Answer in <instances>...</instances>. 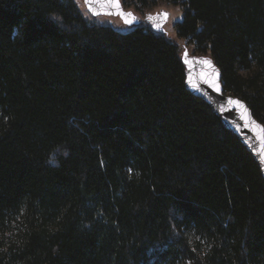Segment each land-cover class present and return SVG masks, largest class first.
<instances>
[{"label":"trees","instance_id":"obj_1","mask_svg":"<svg viewBox=\"0 0 264 264\" xmlns=\"http://www.w3.org/2000/svg\"><path fill=\"white\" fill-rule=\"evenodd\" d=\"M162 1L264 124V0ZM184 80L162 30L0 0V264H264L261 170Z\"/></svg>","mask_w":264,"mask_h":264},{"label":"water","instance_id":"obj_2","mask_svg":"<svg viewBox=\"0 0 264 264\" xmlns=\"http://www.w3.org/2000/svg\"><path fill=\"white\" fill-rule=\"evenodd\" d=\"M83 2L87 11L93 16L114 15L126 24L139 22L135 13L124 7L122 0H83ZM164 13L167 12L149 13L146 14L145 19L153 29L162 30L167 20ZM181 60L185 67L186 88L205 100L224 126L237 136L257 162L264 178V124L253 115L242 98L224 89L220 69L210 55L195 54L185 47L181 53ZM204 61H210V64Z\"/></svg>","mask_w":264,"mask_h":264},{"label":"rangeland","instance_id":"obj_3","mask_svg":"<svg viewBox=\"0 0 264 264\" xmlns=\"http://www.w3.org/2000/svg\"><path fill=\"white\" fill-rule=\"evenodd\" d=\"M81 13L83 14L84 18L87 19L89 22H96L100 24H106L110 25L115 29H118L120 31H126L128 30L132 24H126L121 21V19L118 16L114 15H97L93 16L91 15L87 9L85 8L83 0H75ZM124 5V4H123ZM125 8L131 9L137 18L139 19V23L149 25V23L145 19V14L149 13H160L162 11L167 12V20L163 24L162 31L171 39L175 40L180 48V54L182 53V50L187 47L189 52H192L193 47L191 45H186V41L182 38H178L176 36L175 30L173 28V24L176 20L181 19L182 17V8L180 5L169 3L166 1L160 0L157 4L144 8L143 10L137 11L133 6H127L124 5ZM195 54H203L200 52L195 51Z\"/></svg>","mask_w":264,"mask_h":264},{"label":"snow or ice","instance_id":"obj_4","mask_svg":"<svg viewBox=\"0 0 264 264\" xmlns=\"http://www.w3.org/2000/svg\"><path fill=\"white\" fill-rule=\"evenodd\" d=\"M164 16L167 17V13H164ZM128 23H131V21H126ZM187 53H185L186 55ZM204 63H209L210 64V61H204ZM236 103H239V101H236Z\"/></svg>","mask_w":264,"mask_h":264}]
</instances>
